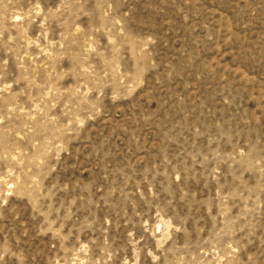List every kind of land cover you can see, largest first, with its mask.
Returning a JSON list of instances; mask_svg holds the SVG:
<instances>
[{"label":"rangeland","instance_id":"1","mask_svg":"<svg viewBox=\"0 0 264 264\" xmlns=\"http://www.w3.org/2000/svg\"><path fill=\"white\" fill-rule=\"evenodd\" d=\"M0 264H264V0H0Z\"/></svg>","mask_w":264,"mask_h":264}]
</instances>
